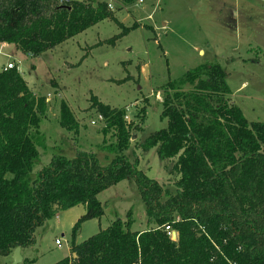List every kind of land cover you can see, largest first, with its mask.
Segmentation results:
<instances>
[{
    "label": "trees",
    "instance_id": "16d2710c",
    "mask_svg": "<svg viewBox=\"0 0 264 264\" xmlns=\"http://www.w3.org/2000/svg\"><path fill=\"white\" fill-rule=\"evenodd\" d=\"M106 19H115L107 0H0V42L39 55ZM226 75L219 62H206L167 83L161 113L167 125L137 144L142 150L159 146L162 159L176 158L179 177L171 193L124 153L134 127L125 111L95 95L91 107L105 122L103 134L112 131L114 159L102 165L85 150L74 157L53 153L33 174L46 144L40 126L47 99L33 93L17 66L1 69L0 256L32 246L37 227L84 204L72 227L71 255L54 264H264V121L247 120L229 97ZM59 123L79 129L65 100ZM129 178L151 227L132 230L129 211L77 243L82 224L105 213L98 194Z\"/></svg>",
    "mask_w": 264,
    "mask_h": 264
},
{
    "label": "rangeland",
    "instance_id": "374dc122",
    "mask_svg": "<svg viewBox=\"0 0 264 264\" xmlns=\"http://www.w3.org/2000/svg\"><path fill=\"white\" fill-rule=\"evenodd\" d=\"M107 1L115 19L103 20L39 55L0 42V71L14 62L33 93L47 99V116L40 126L46 144L33 174L53 153L74 157L85 150L102 165L114 159L116 154L108 149L114 141L112 131L103 134L105 122L91 107L95 95L122 108L133 124L131 144L124 152L129 160H138L140 170L174 193L179 177L173 170L176 158L162 159L159 146L142 150L137 144L167 125L161 117L167 83L206 62L222 65L229 97L247 120L264 121V0H142L131 5ZM63 100L79 123L77 132L59 123ZM98 199L105 213L82 224L77 243L117 218L126 219L129 211L134 218L132 230L151 227L134 178L101 191ZM71 213L62 211L36 228L35 243L28 251L35 258L30 264H54L70 255L77 221ZM56 239L62 240L61 247ZM0 264L12 262L0 256Z\"/></svg>",
    "mask_w": 264,
    "mask_h": 264
},
{
    "label": "crops",
    "instance_id": "0c3cea01",
    "mask_svg": "<svg viewBox=\"0 0 264 264\" xmlns=\"http://www.w3.org/2000/svg\"><path fill=\"white\" fill-rule=\"evenodd\" d=\"M2 44V43H1ZM6 65H4L2 67V69L5 67ZM71 210V214L73 216V220H77L80 215H82L85 210H86V206L84 204H79V205H76L68 210H65V211H69L70 212ZM59 214V213H58ZM58 214L56 215L57 218H58ZM94 220V219H93ZM91 221V220H90ZM76 222V221H75ZM32 246H29V247H21V254L23 256V261L21 263L24 262V260L28 261L26 262V264H30L34 261V257L33 256H30V254L28 253L29 249L31 248ZM70 255H71V251H70ZM69 255V256H70ZM7 258H9V260H11L12 264H13V260H12V257H11V254L9 256H6Z\"/></svg>",
    "mask_w": 264,
    "mask_h": 264
},
{
    "label": "built area",
    "instance_id": "2783aa9c",
    "mask_svg": "<svg viewBox=\"0 0 264 264\" xmlns=\"http://www.w3.org/2000/svg\"><path fill=\"white\" fill-rule=\"evenodd\" d=\"M138 2L141 3L142 0H139ZM2 46H4L3 43H2ZM15 66H16L15 63L11 61V62H8V63H7V65L4 67V69L12 68V67H15ZM99 118L102 119V116L99 115ZM93 123H95V122L93 121ZM166 231H167L168 235L171 237V239L174 240V234H176V233L173 232V231H171V229H170L169 226L166 227ZM55 242H56V245H57L58 247H61V246H62V240H61V239H56Z\"/></svg>",
    "mask_w": 264,
    "mask_h": 264
},
{
    "label": "water",
    "instance_id": "95a60500",
    "mask_svg": "<svg viewBox=\"0 0 264 264\" xmlns=\"http://www.w3.org/2000/svg\"><path fill=\"white\" fill-rule=\"evenodd\" d=\"M174 239H176V234H174ZM13 264H20L23 261V256L21 254V246H17L11 254Z\"/></svg>",
    "mask_w": 264,
    "mask_h": 264
}]
</instances>
